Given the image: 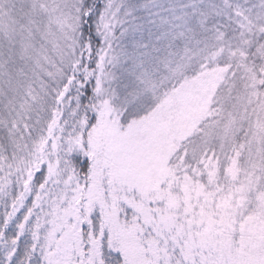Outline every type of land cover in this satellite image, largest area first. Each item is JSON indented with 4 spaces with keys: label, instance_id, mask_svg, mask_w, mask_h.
<instances>
[{
    "label": "snow or ice",
    "instance_id": "snow-or-ice-1",
    "mask_svg": "<svg viewBox=\"0 0 264 264\" xmlns=\"http://www.w3.org/2000/svg\"><path fill=\"white\" fill-rule=\"evenodd\" d=\"M0 264H264V0H0Z\"/></svg>",
    "mask_w": 264,
    "mask_h": 264
}]
</instances>
